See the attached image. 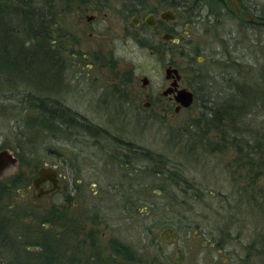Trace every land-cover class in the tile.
<instances>
[{"label": "rangeland", "instance_id": "374dc122", "mask_svg": "<svg viewBox=\"0 0 264 264\" xmlns=\"http://www.w3.org/2000/svg\"><path fill=\"white\" fill-rule=\"evenodd\" d=\"M240 1L248 15L264 19V0ZM89 2L91 8L97 5L101 7L99 12L107 15L104 22L102 16L98 18L105 27L109 22L114 25L113 30L126 26L119 16L126 13L124 0ZM215 2L209 0L211 8L202 6L204 18L200 24L183 21L182 56L171 58L180 69L181 86L198 93L189 108L177 113L168 101L146 99V91L140 86V80L146 77L147 92L158 97L164 88L163 65L169 58L162 60L131 43L125 47L120 40L115 42L114 60L118 71L125 66L132 69L134 95L130 107L106 92L83 93L74 82L73 70L59 65L40 85L35 76L29 82L15 76L10 80L8 76L0 77V150L6 148L17 159L20 153L23 156L15 177L31 179L46 164L58 165L61 175H68V164L63 159L82 152L77 155V163L70 165V173L83 178L86 200L101 207L103 216L109 218L115 229L117 254H135L149 264H178L176 249H180L182 264H264V171L257 168L248 174V168H241L228 137L226 150L216 151L215 145L221 144L215 131L209 132L206 146L187 135L204 126L202 121L190 128L201 120L203 105L211 114L228 106L232 118L221 116L227 133H243L252 142V134H264V26L253 27L245 15L233 14L234 6L229 4L230 8L224 10ZM143 5L152 8L158 4L147 0ZM74 9L63 16L57 33L70 29L79 36L96 29L98 22L86 26L84 18L95 10L80 13ZM209 10L217 15L212 17L209 13L207 18ZM78 14L83 15L80 22ZM126 28L132 29L129 23ZM110 35L115 39L119 34ZM82 38L89 42V33ZM55 55L63 60L61 53ZM199 72L204 80L195 78ZM82 73L87 78L106 73L107 83L112 76L109 70L91 71L87 67ZM237 90L249 91L251 95L237 96ZM19 91L31 96L18 95ZM32 97H49L56 107L60 108V102L80 112L88 124L98 127L95 131L88 126L92 135L98 134L89 139L103 147H84L79 144L81 137L77 139V135L53 122H49L50 132L42 130V125H37L41 120L38 111L26 110ZM146 102L147 108L143 106ZM160 108L166 111L161 113ZM210 119L209 126L213 127V116ZM112 138L124 145L130 143L128 161L113 154L116 146L109 143ZM19 145L24 152L14 150L21 148ZM122 148L120 151L127 153L126 145ZM76 168L80 172H75ZM93 193L98 194L96 198ZM12 194L20 205H36L29 191L20 202L18 192ZM60 200L59 195H54L38 204H58ZM166 229L176 233L175 242L163 235Z\"/></svg>", "mask_w": 264, "mask_h": 264}, {"label": "flooded vegetation", "instance_id": "af4514ba", "mask_svg": "<svg viewBox=\"0 0 264 264\" xmlns=\"http://www.w3.org/2000/svg\"><path fill=\"white\" fill-rule=\"evenodd\" d=\"M152 1L157 2L158 5L152 8H135L136 10L119 14L125 20V25L128 27L129 23L132 29L125 26L119 30H113L114 25L110 22L105 27V24L101 22L106 21L107 15L101 14L99 12L101 8L98 7L92 15L84 16L86 26L94 25L93 23L98 22V18L103 17V20L96 24V29L84 31V33H89V42H85L82 38L84 33L78 36L75 31L70 29L60 32L63 33L61 37L53 36L48 51H51L53 55L61 53L63 59L59 60V63H54L53 67L59 65L64 70H73L74 82L83 93L106 92L108 96L120 99L126 103L127 107H130L134 95V84L131 82L132 69L130 66H125L118 71V63L114 60V48L116 40H120L125 47L131 43L162 60H165L166 57L169 58V61L163 65L164 88L158 97L153 98L152 94L147 92L149 80L146 77L142 79H146L147 82L143 84L141 79L140 86L146 91V99L168 101L170 104H174V111L178 105L175 101L177 92L186 89L194 97V90L181 86L180 69L171 57L172 55L178 58L182 56L180 33L183 21L200 24L204 17L202 10L192 12L190 16L184 15L182 0H164L163 2L150 0V2ZM227 1L230 6H234L237 15H245L253 27L264 26V19L261 20L256 15L253 18L248 15L245 11L246 6L240 0ZM166 3L174 6L167 7ZM165 12H169V14ZM77 16V22H80L83 15L78 14ZM211 16L213 17L214 13ZM206 17L210 18V14ZM188 27L189 25H186V28ZM110 33L119 35L114 39ZM164 35L171 38L163 39ZM86 67L91 71L93 69L109 70L113 77L110 76L109 83L106 81V73L105 76L102 73L98 78H87L82 73ZM167 69L177 70L180 78L177 79L173 71L166 76ZM58 104L60 108L55 110V114L62 119L53 120V123L67 129L72 135H77V139L81 137L82 141L79 144L84 147L92 148L98 147V145L103 147L102 143L89 139L98 134L93 133L92 135L88 126L95 131L98 130L97 126L88 124L80 112L63 103L59 102ZM143 106L147 108L149 104L146 102ZM164 111L166 109L160 108L161 113ZM167 115H170V112L167 111ZM109 143L116 146L113 148V154L117 158L128 161L127 159L131 155H128L130 143L125 144L127 153L120 151L125 145L116 138H112V142ZM106 146L109 147L107 143ZM77 150H82V148L78 147ZM80 153L83 154L78 152L77 155ZM77 155H68L63 159L64 164L66 162L68 164V175H61L58 165L46 164L43 166L47 169L46 174L41 176L39 181H36L37 173L31 179L28 177L16 178L18 170L10 176L0 178V264H149V261H144V258H138L135 254H117L115 229L109 223V218L103 216L101 207L86 200L87 192L83 178L77 173H70V165L79 160ZM19 161L20 159L18 163ZM74 171L80 172V169L76 168ZM13 191L18 192L17 200L19 202L24 200L26 191H29L31 201L36 205L26 206L15 202L12 199ZM54 195H59L61 198L58 204L55 202L51 205L38 204L41 199H47ZM93 195L92 197L96 198L98 194ZM9 200L11 202L8 205L7 201ZM41 220H44V223L40 224ZM20 223L24 224L23 227L20 226ZM210 246L214 245L210 244ZM178 250L180 251V249H176L177 258L175 260L178 264H182L183 256L181 251L178 253Z\"/></svg>", "mask_w": 264, "mask_h": 264}, {"label": "trees", "instance_id": "16d2710c", "mask_svg": "<svg viewBox=\"0 0 264 264\" xmlns=\"http://www.w3.org/2000/svg\"><path fill=\"white\" fill-rule=\"evenodd\" d=\"M89 1L91 0H0V77L8 76L9 79L15 76L17 78L20 77L23 82H29V80L33 79L35 76L36 82L39 85L42 84L44 79L51 77L50 72L54 69L53 64L60 62L59 59H56L57 56L55 54L53 55L51 51H48L52 37L54 34L60 37L62 36L61 33H57L56 31L60 29L63 16L68 12L70 13L71 8H75L74 10L79 9L80 13L85 12V10H95L98 8L97 5L91 8ZM124 1L126 4V10L124 12L136 10L135 8H145L143 5L145 0H132L133 2L131 1V3H128L127 0ZM160 1L163 2L164 0ZM214 1H216L215 3L221 8H230L227 0ZM102 2H99V4L102 5ZM166 4L167 7L174 6L173 4L170 5V3ZM83 6H85V8H82ZM202 6L210 7L209 0H182L184 15L188 14L190 16L192 12L202 10ZM246 10L245 7V11ZM232 12L237 16L235 10H232ZM207 13L213 14L214 12L209 10ZM215 15H217V13H214V17ZM19 38H21V40ZM57 67L55 66V68ZM45 72H48L49 75ZM201 77L202 75L200 72L195 75L197 79H201ZM196 85L198 84L196 83ZM197 93L198 92L194 90V99L197 97ZM234 94H237V96H243L244 94L248 96L251 95L249 91L245 90H237ZM18 95H25L26 98L31 96L22 91H19ZM242 101H244V99H242L241 102ZM27 103L28 106L26 110L38 111L40 114L41 120L37 125H42V130L50 132L49 122L52 123L54 122L53 120L62 119L59 115L55 114V110H58L59 107H56L49 97H44L43 99L32 97ZM201 108H204L201 120L198 121L196 125L191 124L190 128L197 126V124L202 121L204 122V126L202 128L201 126H199V128L195 127L198 129V131H196L197 133L193 132L191 134L187 132V135H189L190 138L196 139L200 145L206 146L209 144H205V142L209 140V132L215 131V138L221 145L219 146L216 144L215 148H217V150L213 149L214 151H220L221 149L226 150V137H228L231 150H234L236 161L240 164L241 168H248V174H250L252 169L257 170V168H260L258 169L260 171H264V134L263 136L252 134L251 137L254 141L252 142L249 136L246 137L243 133H227L224 125H222L224 120L221 116L226 115V119L232 118L229 116L230 110L228 106H226V108L224 107V109L218 108L216 111L212 112L213 115L210 113L211 111L205 109V105ZM211 116H213L215 124L213 125L212 122L213 127L209 126L212 121L210 119ZM19 147L21 146L19 145ZM14 150L25 151L24 147L19 149L15 147ZM18 157L20 160H23L22 153H20ZM253 181H256L255 176ZM42 223L44 222L41 221L40 224Z\"/></svg>", "mask_w": 264, "mask_h": 264}, {"label": "water", "instance_id": "95a60500", "mask_svg": "<svg viewBox=\"0 0 264 264\" xmlns=\"http://www.w3.org/2000/svg\"><path fill=\"white\" fill-rule=\"evenodd\" d=\"M165 13L169 14V12H165ZM162 38L168 39L171 37L164 35ZM172 71L176 74L177 79H179L180 76L178 75L177 70L167 69L166 70V76L168 74H170V72H172ZM146 82H147L146 79H142L143 84H145ZM175 101L178 105L175 108L174 112L177 113L180 109L189 108L194 102V97L190 91H188L186 89H182V90L177 92V96L175 97ZM18 165H19L18 159L16 157H14L12 152H10L9 150L0 151V178L14 174L17 171ZM46 170L47 169L43 168V167L38 169V171H37L38 179H36V181H39L40 180L39 178L46 174ZM164 234L169 235V237H170L169 241L170 242H175L177 239L176 233H174V231L171 229H166L164 231L163 235ZM178 253H180L179 250H178Z\"/></svg>", "mask_w": 264, "mask_h": 264}]
</instances>
